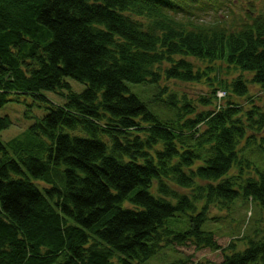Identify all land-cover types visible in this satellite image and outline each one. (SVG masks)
<instances>
[{
    "label": "trees",
    "instance_id": "obj_1",
    "mask_svg": "<svg viewBox=\"0 0 264 264\" xmlns=\"http://www.w3.org/2000/svg\"><path fill=\"white\" fill-rule=\"evenodd\" d=\"M197 8L199 0H0V108L13 92L65 97L30 128L49 140L43 155L14 158L0 138V264H148L169 245L219 250L203 230L211 205L242 195L264 209V172L242 177L258 137L264 150V102L221 103L248 94L247 83L264 92V7L235 17L224 4L208 24ZM231 70L241 74L230 79ZM68 77L85 88L73 91ZM163 79L206 81L201 101L218 108L188 117L189 101L179 106L168 92L169 111L157 115L128 85ZM10 125L0 115V132ZM234 165L239 175H229ZM225 249L233 251L219 264H264V238Z\"/></svg>",
    "mask_w": 264,
    "mask_h": 264
},
{
    "label": "rangeland",
    "instance_id": "obj_2",
    "mask_svg": "<svg viewBox=\"0 0 264 264\" xmlns=\"http://www.w3.org/2000/svg\"><path fill=\"white\" fill-rule=\"evenodd\" d=\"M242 1L241 4L237 3L233 5L226 3L225 0H199L202 9H195V14H197L201 22L208 24L221 16L216 11V8L222 7L224 4L231 11V15L233 14L235 17L244 16L243 9L251 8L253 5L257 9L264 7L263 0ZM215 65L224 67V64L221 62H216ZM214 73L211 76H214ZM240 74L239 71L231 70V73L227 77L231 79ZM244 76L249 78L247 73H244ZM67 81L70 82L72 90L75 92H81L85 88L83 83L70 77L67 78ZM205 82L204 80L199 83H192L176 80L166 81L163 79L160 86L151 83H129L128 85L130 90L157 115L161 114V111H169V105L165 100L167 99L168 92H174L177 94V98L181 100L178 102L179 106L182 104L184 98L189 101L195 111L188 115V117H192L196 112L216 110L218 108L217 100L214 98H211V102L209 103L201 101V98L203 96L207 97V94L210 92L209 85ZM247 84L249 88L248 94L245 96L233 94L232 96H228L224 102L222 100L221 103L226 104L231 101L236 103V106L241 107L242 110L249 109L253 105L261 106L264 102V92L251 83ZM161 86L167 87V90L161 91ZM42 94L49 102L41 101L27 93L19 94L13 92L9 94L10 100L0 108V115L8 116L11 120V125L0 132V138L4 142L9 143L8 150L14 158H19L23 155L22 153H30L36 156L43 155L49 144L48 139L36 134L30 128L48 113L50 102L60 104L65 101V97L60 92L53 91H42ZM217 95L223 98V90H219ZM249 96L251 97L249 98ZM174 109L176 111L177 107H174ZM260 137L264 138V131L260 134ZM259 140L258 137L256 143L248 147L250 154L246 158L251 161V166L250 168L243 166L242 177L244 179L250 176L258 178V171L264 172V150L259 147ZM198 164H202V161ZM232 169L233 171L229 172V175H239V168L237 166L234 165ZM225 178L227 176L223 179ZM197 183L202 184L203 182L197 180ZM171 187L179 192L191 193L189 190L176 188L173 185ZM151 191L156 194L154 190ZM204 204L205 202L203 201L198 203L199 209H202ZM190 215V213L179 215L178 219L180 223L177 224L183 226ZM207 216L208 220L204 223L203 230L214 232L221 249L197 248L193 243L175 245L174 247L173 245H169L162 248L148 264H174L176 261L184 259H186L184 264H219L223 260L224 255L232 253L233 249H225L230 242L236 245V250H242L247 246L250 239L264 238V209L256 203L246 201L242 195L228 205H211L207 211Z\"/></svg>",
    "mask_w": 264,
    "mask_h": 264
}]
</instances>
